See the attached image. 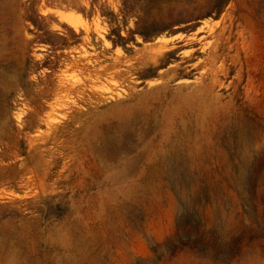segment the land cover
Here are the masks:
<instances>
[{
    "label": "rangeland",
    "instance_id": "374dc122",
    "mask_svg": "<svg viewBox=\"0 0 264 264\" xmlns=\"http://www.w3.org/2000/svg\"><path fill=\"white\" fill-rule=\"evenodd\" d=\"M0 264H264V0H0Z\"/></svg>",
    "mask_w": 264,
    "mask_h": 264
},
{
    "label": "bare ground",
    "instance_id": "6f19581e",
    "mask_svg": "<svg viewBox=\"0 0 264 264\" xmlns=\"http://www.w3.org/2000/svg\"><path fill=\"white\" fill-rule=\"evenodd\" d=\"M80 92H81V91H80ZM111 92H112V91H111ZM66 94H67V93H66ZM63 97H64V96H63ZM56 128H57V127H56ZM56 128H55V129H56ZM125 180H126V179H125Z\"/></svg>",
    "mask_w": 264,
    "mask_h": 264
}]
</instances>
